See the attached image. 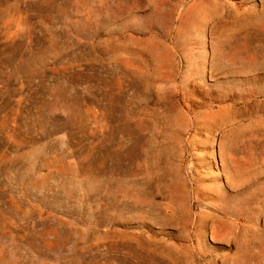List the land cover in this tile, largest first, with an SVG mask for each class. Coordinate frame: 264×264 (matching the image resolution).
Returning a JSON list of instances; mask_svg holds the SVG:
<instances>
[{"label":"rangeland","instance_id":"rangeland-1","mask_svg":"<svg viewBox=\"0 0 264 264\" xmlns=\"http://www.w3.org/2000/svg\"><path fill=\"white\" fill-rule=\"evenodd\" d=\"M0 264H264V0H0Z\"/></svg>","mask_w":264,"mask_h":264},{"label":"bare ground","instance_id":"bare-ground-1","mask_svg":"<svg viewBox=\"0 0 264 264\" xmlns=\"http://www.w3.org/2000/svg\"><path fill=\"white\" fill-rule=\"evenodd\" d=\"M237 232V231H236Z\"/></svg>","mask_w":264,"mask_h":264}]
</instances>
